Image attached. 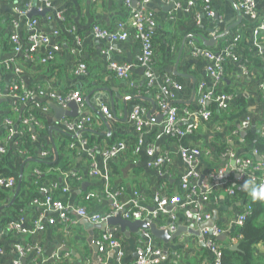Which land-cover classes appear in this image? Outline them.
I'll list each match as a JSON object with an SVG mask.
<instances>
[{
  "label": "crops",
  "instance_id": "0c3cea01",
  "mask_svg": "<svg viewBox=\"0 0 264 264\" xmlns=\"http://www.w3.org/2000/svg\"><path fill=\"white\" fill-rule=\"evenodd\" d=\"M30 1L32 7L45 8L39 0ZM51 1L52 7L48 13L60 10L66 12V15L69 10L67 6L71 2L69 20L65 15L64 22L56 23L62 30L64 29L63 34L71 36V41L67 42L62 36L61 50L55 53L52 62L44 63L42 58L47 53L45 45L40 44L36 52L26 57L24 54L14 52L10 34L13 31L17 32L23 44L27 45L26 24L30 18H37L39 30L50 34L52 25H55L47 22L48 13L29 17L30 11L27 15L19 16L12 0H0V142L4 139V132L8 128L4 123L8 112L14 111L20 116L37 101L47 105L46 109L37 110L46 135L43 144L39 136L35 138V142L38 143L37 154L35 157L27 158L28 162L24 164V180L31 179L32 172L39 177L45 175L47 181L43 187H47L49 193H56V196L72 207L84 206L88 211L95 213L111 211L113 199L108 196L106 190L110 192L119 190L118 201L124 207H134L136 205L133 201H137V205L143 207L145 215L150 217L155 210H158L155 202L157 195L184 194L181 189V177L187 169V164L181 156L184 148L198 147L201 150V154L197 157V167L202 173L201 180L203 177L211 187L214 183L208 174L224 166L230 170L228 173L231 180L230 187L237 185L233 171L237 157L248 158L253 163L264 160V155H259L255 149V141L264 131V103L261 90V83L264 80V30L257 36L254 33L257 26L264 22V0H255V16L246 14L239 7L241 0H210L214 10L223 17L225 28L218 34L220 37L214 45L206 46L203 41L194 40L201 46L219 51L223 46L231 44L235 33L240 32L242 44L255 46L257 56H250L247 60L242 47L239 49L240 59L227 62L223 79L217 89L231 97L227 101V107L219 109L214 101L210 102L212 117L209 120L199 118L198 127L193 133L185 136L176 133L167 134L162 130L165 111L160 107L159 95L163 76L168 75L180 86L171 87L170 103L179 110L178 125L183 127L187 121L193 119L197 110L199 83L204 82L208 88L212 87L211 78L206 70L207 60L204 57L191 55L188 42L190 38L186 41L185 38L190 34L197 38L198 33L207 39L212 38L207 29L216 26L218 19L206 18L198 24L195 18L201 13L200 4L196 3L192 10L188 11L186 8L188 0H149L147 6L158 22L155 34L158 77L156 85L148 87L145 69L139 65L141 57L139 41L133 37L124 41H112L109 38H99L91 32L96 23L106 28H114L118 21L128 23L131 17L130 10L123 0ZM133 2L137 5L143 0H133ZM15 17L19 22L16 26L12 21ZM194 23L198 24L196 31L188 33ZM201 25L205 28L202 29ZM228 27L231 29L227 30ZM132 35L133 32L130 36ZM77 39L80 41L77 42ZM60 40L51 36L49 49L60 43ZM158 40L172 41L171 46L168 45L170 50H167L169 60L166 74L160 71L159 63L164 57ZM180 54V61L176 67L175 63ZM109 61L133 63L130 77L128 79L118 77L109 69ZM80 63H85L87 68L78 73L77 68ZM175 70L182 75H178ZM176 75L183 80L178 81ZM15 83L20 85V93L26 89L37 91L40 87L64 94L80 91L83 96L81 113H86L93 119L80 133L88 140V146L80 145L78 136L65 130L64 121L71 119L63 117L58 120L56 111L51 106L53 102L68 109L67 105L63 106L38 93L25 102L15 99L7 95ZM97 88L104 90L93 93ZM89 96L90 99L86 98ZM103 106L109 107L113 114L110 131L105 128L100 117ZM137 106L146 109V118L151 122L144 127L143 143L140 145L137 124L131 119L132 112ZM246 119L250 120L249 126L242 127L241 124ZM52 126L58 127V130L52 131L53 140L50 136ZM252 137H255L254 141ZM53 142L57 147V154ZM120 145V154L113 159L118 166L112 168L104 159V153ZM150 147L155 150L154 156L148 154ZM91 149L93 153H90ZM228 149L234 153V156L227 153ZM160 155L168 157V160L157 166H149V163L154 162V159ZM92 161L98 165V175L90 174ZM39 162H46L49 165L61 162L59 167L64 166L65 170H52L59 172V175L53 176L55 178L48 177L54 173L52 171L39 173L36 168ZM21 166L17 173L18 179ZM16 186L17 183L10 190L14 191ZM65 186L68 190L64 192ZM41 193L44 196V193ZM13 195L7 198L5 204L11 201ZM245 203L244 198L239 195L231 196L228 187L219 189L213 187V193L205 206L207 211L211 212L212 219L206 223L212 225V221L215 225L221 226L222 232L217 237V241L222 248L226 245L232 248L234 245L232 234L235 222ZM177 208V205H170L166 212H161L152 218L158 229L168 231L169 235L178 232L169 240L154 236L149 231L151 233L149 241L148 238H141V228L138 231L127 228L124 232L119 225L103 226V222L91 223L86 218L73 213L72 221L65 226L57 218V213L47 212L48 216L57 218L55 224H47L45 230L38 233L25 232L19 236L6 233L2 244L10 250L14 240L36 242L42 247L45 255L57 251L64 258L59 264H117L116 249L107 248L106 251L100 252L97 245L89 240L92 234L94 240L106 230L116 229L125 250V264L135 262L137 247L142 242L143 244L151 242L155 248L161 250L166 260L160 258L157 264H211L212 254L204 241L202 224L188 220L182 212L177 211ZM4 210L0 214V228L5 226L2 221ZM175 213L177 216L173 219ZM23 214L26 218L25 227L33 229L36 221L41 219L42 209L31 202ZM86 220L92 224L89 229L85 227ZM172 224L175 225V230L171 229ZM254 252L255 264H264V242L257 244ZM64 254L68 255L63 256ZM14 257L15 255L10 252L6 257L0 258V264H12ZM24 262L28 264L31 259L27 258ZM46 264H57V262L50 260Z\"/></svg>",
  "mask_w": 264,
  "mask_h": 264
},
{
  "label": "built area",
  "instance_id": "2783aa9c",
  "mask_svg": "<svg viewBox=\"0 0 264 264\" xmlns=\"http://www.w3.org/2000/svg\"><path fill=\"white\" fill-rule=\"evenodd\" d=\"M15 3V10L17 15H27L33 8L31 1H26L21 3L19 0H12ZM95 1V0H94ZM199 1L205 2L204 12L208 18H216V10L211 5L210 0H188L186 8L188 11L192 10V7ZM43 7L50 8L52 7L51 0H39ZM149 0H143V2L137 3L136 6H133V0H124L125 5L130 10V21L128 23L124 21H118L114 28H104L99 25H94L91 29V32L101 38H109L112 41H124L133 37L141 44V57L139 60V65L145 69L146 74V84L148 87H153L157 82V71H156V56H155V44L153 41V35L155 30L158 28V22L154 17L151 10L148 8ZM211 6H210V5ZM239 7L248 15L255 16V0H241L239 2ZM42 7H38V11H42ZM203 18L202 14H199L195 19H197L198 24H201ZM47 22L49 24H54L51 27V33H45L39 30V20L37 18H30L26 24L27 28V45L23 44L20 35L17 32H12L10 34L11 41L14 45V52L24 54L26 57L30 53L36 52L38 46L43 44L47 47V53L42 58L44 63L51 61L55 58V53L61 50V40L62 32L59 26L56 23H62L65 21L64 12L60 10H54L47 14ZM216 29L213 32V36H218L220 33V24L223 21V17L218 15ZM14 25H19L18 18H12ZM71 29V28H69ZM133 32V35L130 34ZM264 30V22H261L257 28L254 30L255 35L257 36L261 31ZM71 31V30H69ZM72 32V31H71ZM54 36L60 40V43L51 46L50 38ZM241 39V33H235L231 44L223 46L219 51L209 49L205 46H201L194 39H189V48L190 53L194 57H204L207 60L206 70L211 78L212 87H207L204 82L199 83V98L197 102V110L194 112L192 120L187 121L185 126L180 127L179 124V110L172 106L170 103L171 87L179 88L180 86L174 82L171 77L168 75L163 76V84L159 95V104L160 107L166 111V116L162 125V130L164 133L171 134L176 133L180 136H185L187 134L193 133V131L198 127L199 118L209 120L212 116V110L210 109L209 103L214 101L219 109H225L227 107V101L231 99L229 94L224 92H219L218 86L223 79L225 73V65L230 60L238 61L240 59L239 55L235 53L237 49V41ZM77 42L80 39L76 40ZM11 65V64H9ZM109 69L113 71L118 77L122 79H128L130 77L131 71L134 67L133 63L128 62H117L109 61ZM87 65L85 63H80L77 72L80 73L85 71ZM264 72V67H263ZM20 85L15 83L13 89L8 92L7 95H11L15 99L22 101H27L35 93L42 97H47L50 100H55L59 104L66 106L70 100H75L78 103H83V96L80 91H70L68 94H64L55 90H45L43 87H40L37 91L32 89H26L23 93H20ZM262 90V100L264 103V80L261 83ZM1 96V93H0ZM38 108L46 109L47 105L43 103L40 104L34 103L32 108H30L29 116L24 118L23 122L28 126L29 130H33L35 125L40 126V121L34 115L35 110ZM29 111V110H28ZM34 111V113L32 112ZM102 113L107 119H112L113 114L110 111L109 107L103 106L101 109ZM264 113V109H263ZM131 119L134 120L137 124L138 130V143L139 145L143 143V130L144 127L151 122L146 118V109L143 106H137L132 112ZM93 121L92 117L88 114H81L79 117L65 120L63 125L65 130L70 134L78 136V143L82 146H88V140L83 137L82 133L87 124ZM4 123L8 125L9 134L0 142V154H3L7 151L8 145L11 143L17 145L16 138L24 135L23 130H18L14 121L6 117ZM250 123L249 119H246L242 122V127H248ZM26 126V127H27ZM16 140V141H15ZM139 147V146H138ZM91 149L90 153H93ZM121 145L109 149L104 153V159L110 161L113 157H116L120 154ZM227 153L231 156H234V153L228 149ZM148 154L150 156L155 155L154 148L150 147L148 149ZM201 154V150L198 147H187L181 151V156L187 164V169L181 177V189L183 190V195L175 194L173 196H161L157 195L155 197V202L158 207V210L152 213V216L145 215L143 207L137 205V201H133L134 207H124L118 201V196L120 191L110 192L106 190V193L109 197L113 199V208L107 213H98L91 212L86 209L84 206L72 207L69 204L65 203L63 200L55 198L51 193L48 192L47 187H41V192L44 193V196L41 198H34L32 203L38 205L42 209L41 219L36 221L33 226V229H28L25 227L26 218L22 213L20 217L11 220L3 228H0V258L6 257L10 252L15 255L12 264H26L24 261L27 258L31 259V262L28 264H46L50 260H54L59 264L64 258L57 252L54 251L50 255H45L42 247L32 241H19L14 240L11 244V249L8 250L2 244L4 235L14 234L19 236L25 232L38 233L44 231L47 224L53 225L56 223L57 218L65 225L68 226L72 221V213L78 215L79 217L86 218L91 223H101L107 221L111 216H116L121 214L123 218L129 220H147L149 223L153 220L152 218L159 215L161 212H166L167 207L170 205H177V211L182 212V214L190 221L196 222L198 224H204L207 221L212 219L211 212L207 211L206 204L210 200V195L213 193V187H228V193L233 195L235 194V189L230 187V178L229 171L226 166L219 168L215 172L209 173L208 176L211 178L214 184L211 187L209 182L205 181L204 178L201 180L202 173L198 170L197 157ZM168 160V157H163L160 155L154 159V162L149 163V166H157ZM235 173V181L239 184L244 185V180H249L254 184L258 185L260 190L264 191V163L262 160L257 163H253L250 159L244 157L236 158V165L233 169ZM98 165L95 161L91 162V172L92 176L98 175ZM76 175V174H75ZM245 180V181H246ZM17 179L15 177H6L0 174V191L2 189H12L15 187ZM244 189L246 186L244 185ZM68 187L65 186L63 191H67ZM251 210L249 203H245L244 207L241 209L237 216L236 224H242L246 218L247 213ZM46 213H45V212ZM47 212L57 213V218L55 216H48ZM177 214L175 213L173 219H176ZM148 223V224H149ZM172 230H175L176 227L174 224L171 226ZM222 232V229L215 225H206L202 228V234L205 237L206 246L209 248L212 254L211 264H222V249L220 244L217 241V237ZM141 238L147 239L150 241L151 233L147 229H141ZM95 243L100 252L106 251L107 248H114L117 250L116 253V263L125 264V250L122 246L119 234L116 229H109L103 232V234L94 239ZM232 243H238L237 238H233ZM64 254L63 256H67ZM164 260L160 249L155 248L151 242L149 243H140L136 250V260L132 264H157L159 259ZM166 260V259H165Z\"/></svg>",
  "mask_w": 264,
  "mask_h": 264
},
{
  "label": "trees",
  "instance_id": "16d2710c",
  "mask_svg": "<svg viewBox=\"0 0 264 264\" xmlns=\"http://www.w3.org/2000/svg\"><path fill=\"white\" fill-rule=\"evenodd\" d=\"M26 1H29V0H22L21 2L24 3ZM197 3L200 4V8H201L200 14H202V11H203L202 20L205 21V19L208 18L206 17V14L204 12V7L206 3L202 1H199ZM70 5H71V2L67 6V8L69 9L67 15H66V12H64V15L67 16L68 20L70 18ZM66 16H65V20H66ZM196 24L197 23H194L192 27L189 28L188 33L191 31H196L195 29L198 25ZM95 25L101 26L98 23H96ZM220 28L221 30H224L225 26L223 23L220 24ZM60 29L62 32V36L67 40V42H70L71 36L66 33L63 34L64 29L63 30L62 28ZM199 34L200 33L196 35L198 36ZM153 39H154V43L156 44V35L153 37ZM158 41L161 43V51L163 52V57H164V59L159 63L160 71L166 74L167 63L169 60L167 58L168 57L167 50H170L168 45L171 46L172 41L171 40L166 41V42H163L162 40H158ZM241 41L242 39H239L236 43L237 46L239 44L238 49L235 50V53L237 55H240L239 49L243 47V49L245 50V56L247 60L250 59V56L251 57L257 56L256 54L257 49L255 46L250 45L248 43L242 44ZM255 59L259 60L258 58H255ZM48 62H52V60ZM225 69H226V66H225ZM175 77L178 81L183 80V78L177 75ZM38 102L39 101L35 103H38ZM39 103L43 105V103L41 102ZM28 110L23 111L22 114H20V116L14 111H10L7 113V116H6V117L11 118L14 121L15 125L17 126L16 128L18 130L24 131V135L16 138L17 143H18L17 145H14V144L11 145L10 143L8 145L7 151L3 154H0V174L6 177H15L16 179H18L17 173L23 161H25L29 157H35V155L37 154V147H38L37 144L38 143L35 142V138L39 136L41 143L43 144L44 142V136L46 135V133H45V129L42 128L43 125L41 123V118L38 115L37 110H35V113L34 111L32 112L37 117V119L40 121V126L35 125L33 130H29L28 126L23 122L24 118L29 116L30 109ZM8 134H9V131L8 129H6L3 135L4 138ZM252 139L254 141L255 137H252ZM255 149L259 153V155H264V131L262 134L258 135L255 141ZM114 158L115 157H113V159ZM113 159L109 161V165L112 168L114 167L117 168L118 165L115 163ZM262 161L264 163V160ZM59 165L61 166V162L55 163L54 165H49L46 162H39L36 168L39 171V173H50L52 170H57V169L61 171L65 170L64 166L59 167ZM52 173L54 174L52 176L49 175L48 177L55 178L59 175L58 174L59 172L57 171H52ZM37 180L38 182H36ZM245 180H244V185L246 186V189H244V185H242L241 183L239 184L237 183V185L232 187L235 189V194L231 196L239 195L241 198H244L246 203L250 204L251 210L247 213L246 218L242 224L235 225L232 235L233 237L238 239V249L233 250L231 249L230 245L229 246L226 245L222 248V246L220 245L222 252H223L222 264H255L256 263L255 256H254L255 246L261 242H264V191L260 190L258 185L254 184L253 182L249 180H246V181ZM46 181L47 179L45 175H42L39 177L36 173L32 172L31 179H26L22 182L21 190L19 191L15 199V202L9 208H6L4 210L5 213L3 215L2 221L5 225L8 224V222H10L11 220H14L20 217V215L30 205V203L33 201L34 198L43 197L40 189L41 187H43ZM13 194H14L13 190L2 189L0 191V207L3 206L6 203L7 198L12 196ZM56 195H57L56 193L53 194L55 198L62 200ZM218 226L221 228L220 225Z\"/></svg>",
  "mask_w": 264,
  "mask_h": 264
},
{
  "label": "water",
  "instance_id": "95a60500",
  "mask_svg": "<svg viewBox=\"0 0 264 264\" xmlns=\"http://www.w3.org/2000/svg\"><path fill=\"white\" fill-rule=\"evenodd\" d=\"M171 5L173 6V4H171ZM133 6H136V3L133 2ZM50 10H51L50 8H47L46 7L42 11H38L37 7L35 6L31 10V12L29 13V17H33L35 15H45ZM218 15L219 14L217 13L216 14V19L218 18ZM201 26H202V29H204V25H201ZM215 27L216 26H214L211 29H207L208 31H210V33L212 35V38H210V39L205 38L201 34H199L197 36V38L193 34H190V35H188V37L185 38V41H186L187 38H191V39H195L196 41H203L204 45H206V46H208V45H214L215 42L217 41V39L220 37V35L213 36V32L216 29ZM230 29H231V27H228L227 28V30H230ZM220 31H221V28H220ZM180 56H181V54L179 55V57H178V59H177V61L175 63V66L176 67L179 64ZM175 72L178 75H182V73H179L176 70H175ZM186 76H189V75H186ZM103 90L104 89H102V88H97L93 93L102 92ZM195 91H196V88H195ZM99 96H101V95H99ZM86 98H89L90 99L91 97L89 96V97H86ZM101 98H103V97H101ZM51 106L56 111V117H57L58 120H61L63 117H68L70 119H74V118L79 117L81 114H84V113H81V110H82V107H83V103L80 104V103L76 102L75 100H71V101H69L67 103L68 109H65V108H63V107H61V106H59V105H57V104H55L53 102H52ZM114 108H113V110H114ZM165 115H166V111L164 112L163 117H165ZM100 117L103 120V124H104L105 128L108 131H110V129H111V122L112 121L110 119H107L105 117V115H103L102 113H100ZM53 129L58 130V127L52 126L50 128V136H51L52 140H53V137H52V131H53ZM53 143H54L53 146L55 148V152L57 154V147L55 146V142H53ZM31 160L38 161V159H31ZM26 162H28V159L21 166V170L19 172L18 183H17V186H16V188L14 190V195H13L12 199H11V201L9 203H7V204H5V205H3V206L0 207V214H1L2 210H4L5 207L6 208L7 207H10L14 203V201H15L18 193H19V191L21 190L22 182L24 180V164ZM202 179H203V177H202ZM85 184L83 185V188L85 187ZM148 221H149V219H147V220H133L132 221V220L123 218L122 215L119 213L116 216H111L106 222H103L102 225L103 226H106L108 224H112V225H116V226L119 225L121 227V230L124 231V232L127 230V228H131L132 230L134 229L136 231H138L140 228L141 229H147V230L151 231L154 234V236L161 237V238H163L165 240H169L170 237L175 236L176 234H178V232H177V233H175V235H174V233L169 235V232L168 231L162 230V229H158V227H157V225L155 223H153V222L149 223ZM211 223L213 224L212 221H211ZM84 224L86 225L85 227L87 229L91 228V226H92V224L88 223L87 220L84 221ZM206 225H208V224L207 223L202 224L201 225V228L205 227ZM194 232L197 233V231H194ZM89 240L93 243V234L89 238ZM237 248H238V243L232 245V248L231 249L237 250ZM97 249H98V247H97Z\"/></svg>",
  "mask_w": 264,
  "mask_h": 264
},
{
  "label": "bare ground",
  "instance_id": "6f19581e",
  "mask_svg": "<svg viewBox=\"0 0 264 264\" xmlns=\"http://www.w3.org/2000/svg\"><path fill=\"white\" fill-rule=\"evenodd\" d=\"M155 34H156V30H155V33H154V35H153V37L155 36ZM153 41H154V39H153ZM155 44V43H154ZM155 53H156V44H155ZM156 61H157V58H156ZM164 79V78H163ZM174 82H176V81H174ZM177 83V82H176ZM178 84V83H177ZM179 85V84H178ZM212 115H213V111H212ZM212 117V116H211ZM210 117V118H211ZM255 164V163H254Z\"/></svg>",
  "mask_w": 264,
  "mask_h": 264
}]
</instances>
